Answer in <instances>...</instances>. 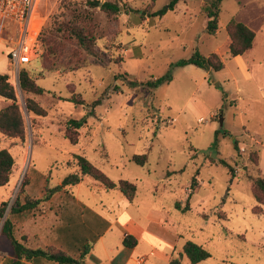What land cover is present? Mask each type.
<instances>
[{
  "label": "rangeland",
  "instance_id": "374dc122",
  "mask_svg": "<svg viewBox=\"0 0 264 264\" xmlns=\"http://www.w3.org/2000/svg\"><path fill=\"white\" fill-rule=\"evenodd\" d=\"M63 1L69 9L62 10ZM86 1L42 0L29 40L43 30L45 43L36 48L17 79L10 61L15 29L8 27L9 36L0 33V74L8 75L15 87L25 126L24 141L0 134V149H8L15 160L10 183L0 188V206L8 203L6 216L0 218V264H11L15 256L2 234L6 218L12 220L15 236L25 245L62 250L49 245L55 227L67 214L77 224L90 218L86 207L87 215L102 219L92 225L96 232L107 230V222L114 224L107 233L110 240L96 248L95 255L103 261L107 245L123 247L125 235L115 219L132 217L175 246L168 249L171 257L182 254L186 242H194L210 254L199 264H264V207H257L253 195V180L264 177V0H225L217 36L205 33L208 18L201 7L206 0H182L155 24L134 23L129 17L164 9L169 0H113L121 6L115 19L90 9ZM250 17L256 46L243 57L253 76L247 80L225 43L230 20ZM76 22L93 38L92 53L77 47L70 32ZM195 48L205 56L221 48L223 56L217 55L225 68L206 71L175 65L190 58ZM22 70L45 90L44 95L21 89ZM169 73L173 81L154 92L141 84ZM73 97L86 104L103 100L90 115L89 107L69 101ZM28 100L46 110V116L30 112ZM8 103L0 98V110ZM82 118L87 124L77 132L78 144H73L67 138L68 121ZM77 154L114 182L135 184L133 201L118 189L107 190L84 177L80 185L64 188L34 209L10 214L18 197L22 203L26 197L43 199L47 189L79 173ZM143 154L148 155L146 165L133 162L135 155ZM220 159L232 170L219 164ZM194 178L197 186L188 200ZM149 250L141 243L134 261ZM88 264L95 263L89 260ZM144 264H151V259ZM182 264L192 263L183 256Z\"/></svg>",
  "mask_w": 264,
  "mask_h": 264
},
{
  "label": "trees",
  "instance_id": "16d2710c",
  "mask_svg": "<svg viewBox=\"0 0 264 264\" xmlns=\"http://www.w3.org/2000/svg\"><path fill=\"white\" fill-rule=\"evenodd\" d=\"M182 0H169L168 5L161 10L155 11L149 14L150 17H163L168 11H174L178 4ZM225 0H206L205 4L201 7V11L207 16L208 21L206 25V33L209 35H215L220 29L219 19L221 14L222 3ZM86 5L92 10H99L108 17L116 18L121 12V6L118 2L113 0H87ZM62 10L69 9V4L66 2L61 3ZM64 12V11H63ZM64 14V13H63ZM70 29L73 32V36L76 39V45L78 48L83 49L89 53H92V37L87 35L83 28H79L80 24L75 23ZM59 30H62V26H59ZM226 30L230 36L229 45V55L234 58L237 56H243L249 53L255 44V32L250 29L247 25L240 22L239 20L233 18L226 26ZM43 30L37 37L35 42V49L40 48L45 43L44 36L41 35ZM41 36V37H40ZM49 42L53 43V39L49 38ZM177 67H186L189 65H194L206 71L214 70L221 71L225 68L224 62L221 60L219 55L213 53L209 56L202 55L198 50L188 59H183L175 64ZM20 87L25 93H30L36 96H42L45 90L40 87L36 81H34L26 70L20 72ZM173 81V75L171 73L167 74L162 78L148 81L146 83H141L142 86L150 91L154 92L158 87L164 84H170ZM131 85H137V81H130ZM0 97L9 101V103L0 110V134L11 139H21L25 140V126L23 116L19 105L17 104V94L15 87L10 83L9 76L6 74H0ZM103 98L100 97L96 99L91 104H86L84 100L77 99L73 97L69 99L70 102L89 107V114L94 115L96 107L101 105ZM27 108L30 112L34 113L36 116L45 117L46 110H44L39 104L34 100H28ZM87 124L86 118L80 120L70 119L68 121L67 133L71 142L73 144H78V134L77 132ZM226 134V133H225ZM214 148H217V143L214 144ZM234 147L239 151V143L234 140ZM75 163L79 168V173H73L68 175L60 185L53 188L47 189V194L43 199L31 200L26 197L24 203L21 202L18 197L12 207L10 208V214H21L25 211H29L38 206L42 201L50 200L55 194L61 192L64 188L68 186L79 185L84 177H90L96 182L103 185L107 190L118 189L121 191L129 201H133L137 193V186L127 180H120L119 182H114L105 173H103L99 168H97L87 157L84 155H74ZM133 162L137 165L144 166L148 162V155H135L133 157ZM219 164L229 168L231 167L226 160L220 159ZM15 165V160L8 149H0V188L7 186L10 183L11 174L13 167ZM26 185V183H25ZM197 186L196 178H194L189 187L190 193L188 194V200L193 196L194 190ZM24 193V184L20 191ZM253 195L257 202V207H264V177H258L253 180ZM8 208V203H2L0 206V218L3 219L6 216V211ZM189 205L185 207L188 210ZM2 234L7 237L12 246L14 247L15 256L11 261V264H26L34 262L37 259H44L50 262H55L58 264H86L84 258L89 254L92 249V245L88 244L85 250L82 252L79 259L74 258L69 253L63 250H58L55 248H29L19 241L14 232V224L10 218H6L2 227ZM138 244V240L132 235H126L124 237L123 245L127 248H135ZM183 256H186L192 264H199L207 260L210 257L209 252L203 247L194 242H186L183 247V253L178 257L172 255L169 264H182Z\"/></svg>",
  "mask_w": 264,
  "mask_h": 264
},
{
  "label": "crops",
  "instance_id": "0c3cea01",
  "mask_svg": "<svg viewBox=\"0 0 264 264\" xmlns=\"http://www.w3.org/2000/svg\"><path fill=\"white\" fill-rule=\"evenodd\" d=\"M101 1L103 2L104 0H101ZM41 2L42 0H39L36 5V15H38V10H39V6ZM155 11L156 10H154L153 13ZM141 14H139V17L131 14L129 17V20H132L134 23H140L143 20H145L146 22L153 23V24L161 20V17L159 16L150 17L149 14H144L143 16V12ZM36 17H35V23L38 21ZM207 21H206V25H207ZM239 21L247 25L250 29H252L255 32V29L252 28V25L254 23V19L252 17L247 18L246 20L243 19ZM206 25H205V33H206ZM218 34L219 32H217V34L212 35V36H217ZM7 36H9L8 33H7ZM12 36H15V34H13ZM229 43H230V38L228 36V38L226 39V43H225V45L228 46V49H229ZM255 46H256V37H255L254 47L251 51L254 50ZM219 49L221 48H217V50H215V54H219L223 56V54H221ZM136 50H137V47H134L133 49H131V52L134 53L136 52ZM211 54H213V52L209 53L206 56H209ZM228 54H229V50H228ZM243 57L244 55L237 56L234 58L231 57V58L238 61L239 66L244 70V73L246 75L245 77L247 78V80H251L253 79V76H250V74L248 73L249 66L244 63ZM187 67H190V66H187ZM261 89L264 90V83L261 84ZM86 212L87 213L90 212V209L87 207H86ZM87 213H86V216H89L90 218H87V219L84 218L80 224L74 223V221L76 220L73 219L74 218L73 215H70V214L65 215L60 225L58 227H55L54 236H53V239L50 241L49 245L58 247L66 251L67 253H69L74 258L79 259L81 257L82 252L85 250L84 247H86L88 244H91L92 249L90 250L89 254L84 258V262L86 264L89 263V260L95 264H105V261L107 262V264H130L131 262H136V264H144L148 261V259H151V264H169L170 259H171V254H172L169 252L172 250H175L174 249L175 246L173 244L168 243L166 240L159 238L155 234L151 233L148 228V225L146 226L139 225L132 217H123V218L117 217L114 223L122 227L125 236L126 235L134 236L138 240L137 246L135 248L130 249L123 245L122 249H120L118 247L113 248L107 245L105 248V252H104L105 260L103 261V258L102 259L97 258V256L95 255L96 248L99 244L104 246L105 243L107 242L106 240H110V239H107V233L109 229L113 227L114 224H112L111 222L108 223L106 220L103 219L104 221L107 222L108 229L105 230L104 232H101V231L96 232L95 231L96 228L92 227V225L99 224V222H101L102 219L100 220V217L95 214L92 216L90 214L87 215ZM87 223H90V225H86ZM143 242L147 244V247L150 250L148 253L141 254L140 258L134 261L133 255L137 252L138 248H140L141 243ZM33 249H36V248H33ZM168 249H169V252H168ZM26 264H58V263L50 262L44 259H37L34 262L26 263Z\"/></svg>",
  "mask_w": 264,
  "mask_h": 264
},
{
  "label": "built area",
  "instance_id": "2783aa9c",
  "mask_svg": "<svg viewBox=\"0 0 264 264\" xmlns=\"http://www.w3.org/2000/svg\"><path fill=\"white\" fill-rule=\"evenodd\" d=\"M38 1L0 0V33L5 32L7 35L8 27L15 29V36H13L14 39L16 38L13 41L15 48L10 54V61L15 70L16 79L20 69L30 63L32 54L36 51L35 42L38 36L35 40L30 41L29 35L36 29L34 22Z\"/></svg>",
  "mask_w": 264,
  "mask_h": 264
},
{
  "label": "water",
  "instance_id": "95a60500",
  "mask_svg": "<svg viewBox=\"0 0 264 264\" xmlns=\"http://www.w3.org/2000/svg\"><path fill=\"white\" fill-rule=\"evenodd\" d=\"M222 122V121H221Z\"/></svg>",
  "mask_w": 264,
  "mask_h": 264
}]
</instances>
